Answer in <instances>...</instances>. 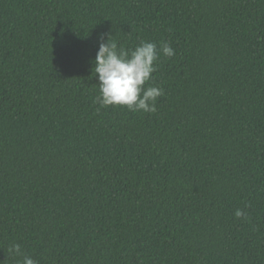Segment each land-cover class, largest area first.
Segmentation results:
<instances>
[{"label": "trees", "instance_id": "1", "mask_svg": "<svg viewBox=\"0 0 264 264\" xmlns=\"http://www.w3.org/2000/svg\"><path fill=\"white\" fill-rule=\"evenodd\" d=\"M100 33L171 44L155 112L94 103ZM13 243L38 264H264V0H0V264Z\"/></svg>", "mask_w": 264, "mask_h": 264}, {"label": "clouds", "instance_id": "2", "mask_svg": "<svg viewBox=\"0 0 264 264\" xmlns=\"http://www.w3.org/2000/svg\"><path fill=\"white\" fill-rule=\"evenodd\" d=\"M161 53L170 58L175 55V50L167 41L158 49L157 43L143 40L134 48H125L110 39V34H98V49L92 61L94 73L98 74L96 84L99 89L94 103L101 107L124 106L132 112H155L156 101L164 94L163 88L145 85L152 79ZM234 216L248 219L241 209H236ZM8 251L20 257L17 264H38L18 243L11 244Z\"/></svg>", "mask_w": 264, "mask_h": 264}]
</instances>
